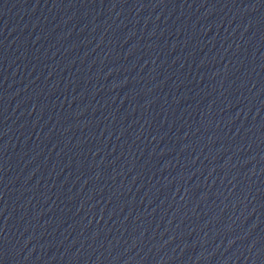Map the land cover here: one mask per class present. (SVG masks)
Masks as SVG:
<instances>
[{
    "label": "water",
    "instance_id": "1",
    "mask_svg": "<svg viewBox=\"0 0 264 264\" xmlns=\"http://www.w3.org/2000/svg\"><path fill=\"white\" fill-rule=\"evenodd\" d=\"M0 264H264V0H0Z\"/></svg>",
    "mask_w": 264,
    "mask_h": 264
}]
</instances>
